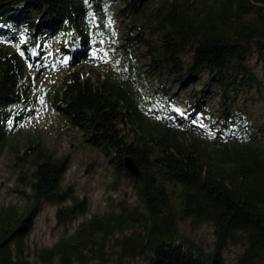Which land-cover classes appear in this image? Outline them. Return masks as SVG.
<instances>
[{
    "label": "trees",
    "instance_id": "trees-1",
    "mask_svg": "<svg viewBox=\"0 0 264 264\" xmlns=\"http://www.w3.org/2000/svg\"><path fill=\"white\" fill-rule=\"evenodd\" d=\"M106 1L0 0V36L21 42L0 45V152L11 131L35 112V87L51 48L64 64L61 86L49 95L52 106L113 165V182L129 179L139 200L133 209L92 215L73 234L41 249L40 262L108 260L105 243L112 239L123 262L150 254V263L226 264L222 253L233 244L243 248L235 264H264V146L242 124L217 139L195 134L188 111L174 118L170 94L182 86L190 111L206 105L198 109L190 101L218 94L226 119L230 101L258 82L248 57L257 51L264 62V0H124L118 9L125 24L121 53L107 47L113 28L93 22L99 10L106 15ZM94 36L106 45L102 71L88 65ZM139 60L164 79L154 93L136 89ZM201 77L197 88L193 84ZM154 110L157 118L151 117ZM37 154L31 209L20 220L0 219V264H30L24 239L43 202H70L56 211L60 222L86 211L87 198L61 185L68 156L52 158L42 148ZM126 156L139 167L140 178L126 168ZM183 220L212 225L210 255L179 233Z\"/></svg>",
    "mask_w": 264,
    "mask_h": 264
},
{
    "label": "rangeland",
    "instance_id": "rangeland-1",
    "mask_svg": "<svg viewBox=\"0 0 264 264\" xmlns=\"http://www.w3.org/2000/svg\"><path fill=\"white\" fill-rule=\"evenodd\" d=\"M106 15L99 10L96 25L105 24L113 28L111 43L108 48H116L113 52L121 53L120 45L123 27L125 26L122 17L118 13L125 5L124 0H107ZM22 40H27L25 33H22ZM95 46L90 52L88 65L92 69L102 71L105 57H102L106 47L98 36H94ZM21 42L7 40L0 36V45L4 47H19ZM96 53L98 55H96ZM141 53H144L142 50ZM100 56V57H99ZM190 56V55H189ZM44 61L46 71L38 76L35 87V112L20 121L17 128L11 131L6 146L0 152V219L13 215L19 220L24 218L31 209L33 200L29 197L31 189L30 179L33 178L34 163L38 157V149L42 148L52 158L68 156L69 166L64 172L61 185L64 188L71 187L74 194L79 198H87L85 213H78L65 222L58 221L56 211L70 203L69 201L60 204L43 202L38 208L37 215L33 217L32 229L25 237V256L30 264H42L39 260V252L43 248L52 247L62 237L69 236L75 232L77 226L95 214L105 212H118L122 208L133 209L139 204V200L129 179H118L113 182L114 167L108 159L94 146L85 142L82 131L71 125L66 117L58 112L51 104L49 95L55 93L61 86L63 77V60L55 57L51 48L45 53ZM188 57V55H187ZM258 82L249 89H244L236 95L231 102L230 113L226 119L222 113L221 99L218 94H207L203 102L190 101V104L202 108L198 111H190L188 108L189 98L187 93L180 91L181 87L175 85L171 99L174 105V118L180 120V111L186 110L191 117V127L195 134H207L210 137H221L227 131L235 128L239 130L238 124L245 126L249 136L259 145L264 146V62L257 51H252L248 57ZM83 71L90 74L88 67ZM137 73L139 81L136 82V89L140 93H154L164 79L159 81L147 61L137 62ZM92 77H95L93 74ZM204 73V78H208ZM204 78H199L193 85L197 88ZM191 88V86L189 87ZM157 111H153L151 117L157 118ZM157 116V117H156ZM241 116V122L239 117ZM152 118V119H154ZM236 120L234 125L227 124L224 120ZM138 229V226L125 230L128 235L131 230ZM178 231L187 238L195 250L208 256L214 248V229L211 224L192 226L189 221H179ZM105 255L108 260L92 259L87 264H155L149 262L150 254L139 256L134 260L123 262L115 255L118 249L112 239L106 240ZM241 245H229L222 253L226 264H235L237 256L242 252ZM55 262V261H54ZM76 264V263H73Z\"/></svg>",
    "mask_w": 264,
    "mask_h": 264
},
{
    "label": "water",
    "instance_id": "water-1",
    "mask_svg": "<svg viewBox=\"0 0 264 264\" xmlns=\"http://www.w3.org/2000/svg\"><path fill=\"white\" fill-rule=\"evenodd\" d=\"M124 163L126 168L128 169V171L135 176L136 178H140L141 176V171L139 169V167L135 164L134 160L130 157V156H126L124 158ZM155 264H177L175 262H171V261H167L164 262L162 260H158Z\"/></svg>",
    "mask_w": 264,
    "mask_h": 264
}]
</instances>
